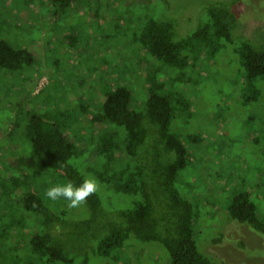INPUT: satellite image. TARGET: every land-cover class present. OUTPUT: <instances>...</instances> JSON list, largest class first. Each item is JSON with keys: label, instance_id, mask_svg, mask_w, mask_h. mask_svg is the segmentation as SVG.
Returning <instances> with one entry per match:
<instances>
[{"label": "rangeland", "instance_id": "1", "mask_svg": "<svg viewBox=\"0 0 264 264\" xmlns=\"http://www.w3.org/2000/svg\"><path fill=\"white\" fill-rule=\"evenodd\" d=\"M130 1L105 0L101 5L93 0H75L68 11L61 12L46 0H0V38L14 49L34 55L32 64L21 72L0 69V191L4 181L14 177H31L30 187L43 194L49 187L63 184L31 156L26 137L29 113L44 116L50 124L56 122L76 146H90L86 124L97 113L91 109V102L101 95L102 85L127 86L133 96L132 110L144 113L149 98L144 66L160 68L157 79L178 75L144 55L138 38L151 20L172 22L177 38L192 34L207 20L205 0H170L171 8L163 1L135 5ZM235 10L240 18L236 34L260 43L264 37V0H244ZM241 42L240 38L216 41L214 52L197 63L193 81L170 83L174 92L170 99L176 109L171 129L189 157L174 187L194 206V229L205 257L228 264H264V235L234 220L228 211L232 199L246 194L264 221V82H257L260 93L256 100L250 91H242ZM81 100L84 112L77 109ZM180 101L184 112L178 110ZM115 129L123 146L126 130ZM109 130L105 127L94 132L97 136ZM190 136L200 140L190 143ZM144 150L142 147L140 152ZM149 152L147 160L155 162L156 150L150 147ZM70 163L86 179L97 181L104 205L108 198H118L87 170L93 165L87 155ZM26 190L19 187L17 195L12 194L16 199L11 204L17 205L13 210L0 208V215L8 216L0 221V233L10 234L0 237V252L10 261L5 259L0 264H48L27 254L30 239L41 229L17 204ZM118 202L125 208L130 198L123 196ZM50 204L54 208L58 204L68 206L62 198ZM77 208L68 212L78 219L87 216L83 205ZM12 220L24 223L18 229L2 225ZM76 249L80 254L72 255L74 264H84L85 260L86 264H171L161 244L140 243L134 238L110 257L98 255L96 244H77Z\"/></svg>", "mask_w": 264, "mask_h": 264}, {"label": "trees", "instance_id": "2", "mask_svg": "<svg viewBox=\"0 0 264 264\" xmlns=\"http://www.w3.org/2000/svg\"><path fill=\"white\" fill-rule=\"evenodd\" d=\"M46 1L57 6L61 12L68 11L75 2ZM104 1L93 0V3L103 5ZM148 1L150 0H131L130 4ZM155 1H163L171 8L170 0ZM242 1L244 0H205L203 9L207 20L195 32L183 38H177L172 22H147L138 38L146 53L143 54L156 59L170 72L178 75L168 77L167 80L157 79L160 68L153 69L150 64L149 67L147 64L144 66L149 87L144 113L132 110L133 96L127 86L115 85L116 83L102 85L101 95H96L91 102V109L97 113L92 114L86 124L85 137L90 146H76L56 122L50 124L42 115L28 114L26 137L31 147L30 155L35 158L36 164L49 170L58 181L72 182L78 186L86 176L70 161L87 155V160L93 164L87 170L94 173L97 180L106 185L119 200L123 196L130 198V203L125 208H121L118 198H108L107 201L113 203L109 205L107 202L104 205L102 196L97 191L82 204L87 210V216L78 219L68 212L76 208L60 204L54 208L50 204L53 201L46 194L37 192L34 187L32 189L31 177L7 178L0 191V208L9 206L8 209L13 210L17 205L11 204L16 199L12 194H16L19 187L28 189L21 200L17 199V204L31 214L29 221L36 223L41 229L30 239L31 249L27 254L34 260L45 259L48 264H55L57 261L74 264L72 255L80 254L76 249L77 244L80 247L96 244L98 255L110 257L116 251L124 249L126 243L134 238L140 243L161 244L169 253L171 264H228L221 260L217 262L219 259L213 261L202 254L194 229V206L182 198L174 187L179 171L187 167L189 157L187 148L171 129L176 109L170 99L174 95L170 91V83L177 80L183 83L193 81L197 63L214 52L216 41L224 39L231 42L240 38V62L245 81L241 89L250 91L253 100L259 97L256 85L259 80L264 82V37L260 43H256L247 36L236 34L240 18L235 7ZM33 57L32 53L14 49L0 38L1 70L21 72L32 64ZM168 87L170 88L167 89ZM179 103L178 110L184 112L185 106L181 101ZM79 104L77 109L84 112L83 100ZM105 127L110 130L97 137L94 131ZM120 127L127 133L123 146L117 140L118 130L115 129ZM197 139L200 140V137H189L190 143ZM142 147L145 150L140 152ZM150 147L158 154L152 163L147 160ZM7 186L12 189H6ZM228 211L234 220L264 235V221L257 216V208L248 195H237L231 200ZM6 216L0 215V221ZM22 223L24 220H12L11 223L2 225L18 229ZM0 234L1 238L7 235L5 231ZM16 237L18 238L17 234ZM8 258L0 252V262L5 259L9 262ZM86 263L87 260L84 261Z\"/></svg>", "mask_w": 264, "mask_h": 264}, {"label": "clouds", "instance_id": "3", "mask_svg": "<svg viewBox=\"0 0 264 264\" xmlns=\"http://www.w3.org/2000/svg\"><path fill=\"white\" fill-rule=\"evenodd\" d=\"M97 191V181L94 178H87L78 186L72 182H67L49 187L46 196L52 201L62 198L68 202L69 207L77 208Z\"/></svg>", "mask_w": 264, "mask_h": 264}]
</instances>
